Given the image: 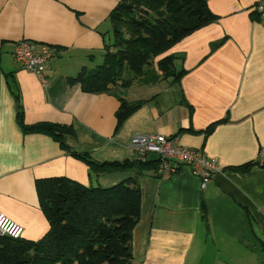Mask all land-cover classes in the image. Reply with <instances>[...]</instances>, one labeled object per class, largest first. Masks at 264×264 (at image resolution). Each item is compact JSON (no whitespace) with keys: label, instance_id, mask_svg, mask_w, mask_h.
Instances as JSON below:
<instances>
[{"label":"crops","instance_id":"0c3cea01","mask_svg":"<svg viewBox=\"0 0 264 264\" xmlns=\"http://www.w3.org/2000/svg\"><path fill=\"white\" fill-rule=\"evenodd\" d=\"M121 1L0 0V213L24 228V239L38 241L50 228L38 199L42 180L105 190L135 182L134 264H264V167L256 164L264 149V16L252 15L261 0H209L217 21L167 53L185 72L179 81L86 93L70 79L104 60L103 34L110 37L109 16ZM22 40L60 48L45 85L17 64ZM119 97L146 101L120 127ZM20 111L27 125L65 127L64 146L25 133ZM137 135L174 138L215 159L222 173L203 186L181 164L157 176L158 167L107 172L81 158L159 166L131 153Z\"/></svg>","mask_w":264,"mask_h":264},{"label":"trees","instance_id":"16d2710c","mask_svg":"<svg viewBox=\"0 0 264 264\" xmlns=\"http://www.w3.org/2000/svg\"><path fill=\"white\" fill-rule=\"evenodd\" d=\"M208 2L122 0L109 16L110 37L103 34V63L92 70L84 68L70 82L79 83L86 93L104 94L135 83L153 85L170 78L179 81L185 72L177 71L178 58L167 53L187 36L217 21L218 16L210 10ZM260 2L254 6L252 15L263 16L257 10ZM51 47L59 58L60 48ZM119 100L118 127L146 103H131L122 97ZM18 118L25 133L46 134L64 146L65 127L52 123L27 125L22 111ZM81 158L91 167L107 172L158 167V163L138 161L101 165L85 156ZM135 184L124 182L105 190L86 187L65 177L42 180L38 199L49 231L38 241L0 236V264H134L133 230L141 214V191Z\"/></svg>","mask_w":264,"mask_h":264},{"label":"built area","instance_id":"2783aa9c","mask_svg":"<svg viewBox=\"0 0 264 264\" xmlns=\"http://www.w3.org/2000/svg\"><path fill=\"white\" fill-rule=\"evenodd\" d=\"M257 10L264 16V0L258 4ZM14 57L22 69L36 75L45 85V72L50 63L57 59L58 52L48 44L37 45L22 40L16 44ZM130 151L141 161H146L149 155L157 154L160 157V164L155 171L157 176L172 172L181 164L199 177L205 186L212 177L222 173L215 159L207 158L201 151L185 149L176 139L166 136L137 135L131 141ZM256 164L264 167V149L260 152ZM23 234L24 228L21 225L0 213V236L21 239Z\"/></svg>","mask_w":264,"mask_h":264},{"label":"water","instance_id":"95a60500","mask_svg":"<svg viewBox=\"0 0 264 264\" xmlns=\"http://www.w3.org/2000/svg\"><path fill=\"white\" fill-rule=\"evenodd\" d=\"M159 160H160V157L157 154H152L148 158V161H151V162H155ZM173 166H175V164H173Z\"/></svg>","mask_w":264,"mask_h":264},{"label":"rangeland","instance_id":"374dc122","mask_svg":"<svg viewBox=\"0 0 264 264\" xmlns=\"http://www.w3.org/2000/svg\"><path fill=\"white\" fill-rule=\"evenodd\" d=\"M102 63H103V59H102L101 62L98 64V66L101 65ZM96 64H97V62H96Z\"/></svg>","mask_w":264,"mask_h":264}]
</instances>
